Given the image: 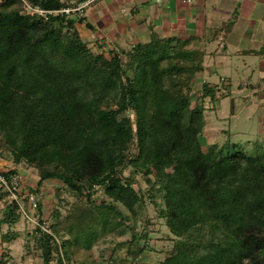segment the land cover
I'll list each match as a JSON object with an SVG mask.
<instances>
[{
    "label": "trees",
    "instance_id": "trees-1",
    "mask_svg": "<svg viewBox=\"0 0 264 264\" xmlns=\"http://www.w3.org/2000/svg\"><path fill=\"white\" fill-rule=\"evenodd\" d=\"M29 1L60 9L83 0ZM76 22L81 18L73 15L27 16L18 0L0 2V159L32 170L35 193L44 182L58 181L85 197L100 212L102 228L107 216H121L118 205L134 213L142 203L134 187V176L142 174L151 201L153 191L161 195L158 217L176 238L157 264H264V149L256 146L255 155L234 144L232 152L225 144L201 149L203 109L190 99L198 54L184 50L182 41L154 35L127 50L94 53ZM142 68L148 75L143 84L137 76ZM213 94L202 88L198 105ZM146 140L159 144L150 163ZM127 167L131 173L124 176ZM97 188L104 196L98 204ZM0 203V224L13 226L21 215L17 205L2 194ZM40 210L39 200L33 216L46 221ZM51 228L52 235L38 237L43 264H50L52 253L64 264L66 251L59 252L60 236ZM79 232L87 243L94 237ZM7 258L0 248V264Z\"/></svg>",
    "mask_w": 264,
    "mask_h": 264
},
{
    "label": "crops",
    "instance_id": "crops-1",
    "mask_svg": "<svg viewBox=\"0 0 264 264\" xmlns=\"http://www.w3.org/2000/svg\"><path fill=\"white\" fill-rule=\"evenodd\" d=\"M73 16L81 18L75 27L82 40L105 55L146 43L152 35L184 42V50L196 52L200 61L196 95L211 88L213 99L203 101L214 100L219 111L222 95L234 93L224 118L240 120L247 109L250 127L235 134L264 140V0H99ZM11 166L0 159V168ZM22 175L24 184L35 180L29 170Z\"/></svg>",
    "mask_w": 264,
    "mask_h": 264
},
{
    "label": "rangeland",
    "instance_id": "rangeland-1",
    "mask_svg": "<svg viewBox=\"0 0 264 264\" xmlns=\"http://www.w3.org/2000/svg\"><path fill=\"white\" fill-rule=\"evenodd\" d=\"M62 1L72 4L76 0ZM88 48L94 53H100L90 47ZM130 72L131 69H128L129 74ZM137 76L143 84L142 80L146 79L148 75L146 70L142 68L138 70ZM140 92L143 93L144 91L141 89ZM232 97H234V93H227V97L222 95L219 111L215 108L214 100L206 99L200 106L198 104L201 101L196 93H193L190 97L191 106L197 105L203 109L202 117L207 130H204L205 132L200 137L201 149L205 150L210 144L218 146L225 144L232 152L234 144L236 145L234 150H244L250 155H255L257 152L255 144L264 146V140L259 139L252 142L246 140V137L240 134H235L236 131L250 127V119L248 120L245 116L248 110L243 108L240 111L242 117H240V120H236L233 116L228 119L224 118V114L229 113ZM238 103L242 104L241 98H239ZM139 111L144 114L145 108L141 105ZM125 114L132 119L134 117L130 110L126 111ZM162 125H164L163 120ZM158 145V143L154 144L153 140L145 141L143 145L144 155L149 163ZM258 151L261 152L262 148ZM225 153L227 152L225 151ZM31 173L37 181V176L32 170ZM130 173V167L123 170L124 176H128ZM134 177L136 182L134 187L137 188L138 186L143 194L142 203L134 208V213L118 205L119 211L122 212L121 216L115 218L107 216L106 218L110 222L104 228H102V223L99 222L100 212L91 209V204L86 203L85 197L74 195L60 182L47 181L43 185V191L41 187L36 191L37 195L40 196V217L46 219L51 232H53L51 224L55 226L56 233L60 236V243L59 240L56 242L59 252L65 253L66 251L67 259L64 257V264H131L133 261H137L139 264H157L165 258L176 238L169 232L164 219L158 217L159 211L164 207L163 200L160 194L153 191L154 200L151 201L148 196L149 185L144 181L142 174H136ZM149 178L153 180L152 175ZM35 180L31 179L25 185L31 187L30 189H34L35 187H32V185L36 184ZM93 198L97 200V204L101 199H104L102 189H95ZM1 205L0 203V207ZM82 211L85 213V217L84 220L79 221L76 215ZM33 219V221H30L20 215L13 226L0 224V240L6 243V246H4L0 241V248L6 249L8 264H43L42 251L38 245V237L41 235L35 224L36 217ZM81 230L84 237L90 232L94 234L89 243L78 235ZM2 233L6 236L5 238H2ZM144 233L146 235L143 238L136 239L133 237V235ZM74 235H77V237L73 238ZM62 242H65L64 246ZM141 247H144V249L139 251ZM50 260V264H56V255L52 253Z\"/></svg>",
    "mask_w": 264,
    "mask_h": 264
},
{
    "label": "built area",
    "instance_id": "built-area-1",
    "mask_svg": "<svg viewBox=\"0 0 264 264\" xmlns=\"http://www.w3.org/2000/svg\"><path fill=\"white\" fill-rule=\"evenodd\" d=\"M5 0H0V2ZM21 4V10L24 15L38 16L44 20H48L55 16H70L78 14L83 8L95 4L99 0H83L75 6H66L60 9H44L37 4L31 3L29 0H18ZM188 3L191 0H183ZM11 167L0 168V194L8 204H16L21 216L33 221V213L37 207V203L40 200V196L27 187L23 181L22 166L20 164H11ZM35 187V185H32ZM39 229V233L44 235H52L46 221H35Z\"/></svg>",
    "mask_w": 264,
    "mask_h": 264
}]
</instances>
